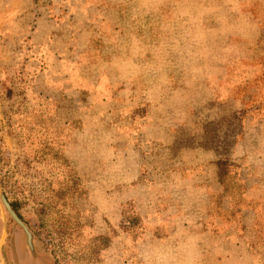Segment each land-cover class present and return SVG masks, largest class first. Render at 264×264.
I'll return each mask as SVG.
<instances>
[{
  "label": "rangeland",
  "instance_id": "374dc122",
  "mask_svg": "<svg viewBox=\"0 0 264 264\" xmlns=\"http://www.w3.org/2000/svg\"><path fill=\"white\" fill-rule=\"evenodd\" d=\"M0 264H264V0H0Z\"/></svg>",
  "mask_w": 264,
  "mask_h": 264
},
{
  "label": "trees",
  "instance_id": "16d2710c",
  "mask_svg": "<svg viewBox=\"0 0 264 264\" xmlns=\"http://www.w3.org/2000/svg\"><path fill=\"white\" fill-rule=\"evenodd\" d=\"M226 176H227V167L222 164L220 167V170L218 172V181L220 183V185H222L223 187V193L224 195L227 194L228 192V187L225 183L226 180ZM58 194V192H56ZM60 195V194H58ZM59 221L57 222L58 226L55 229L56 234L59 236L60 239H65L70 235L71 232V228L68 227V225L66 223L63 222V217H58ZM78 227H80V225H78ZM98 242L101 243V246L106 247L107 243H108V239L106 237H99L98 240H96Z\"/></svg>",
  "mask_w": 264,
  "mask_h": 264
},
{
  "label": "flooded vegetation",
  "instance_id": "af4514ba",
  "mask_svg": "<svg viewBox=\"0 0 264 264\" xmlns=\"http://www.w3.org/2000/svg\"><path fill=\"white\" fill-rule=\"evenodd\" d=\"M9 207H10V210L15 214V216L18 218V220L22 223V225H20L19 223H17L13 218H12V216L10 215V213H9V215H10V217L12 218V220L16 223V225H18L21 229H22V231L26 234V236H27V240H28V230L25 228V225H24V223L21 221V218L19 217V215L17 214V211H15L14 209H12V206H10L9 205ZM30 234V233H29ZM29 242V244H30V242H31V235H30V241H28Z\"/></svg>",
  "mask_w": 264,
  "mask_h": 264
},
{
  "label": "water",
  "instance_id": "95a60500",
  "mask_svg": "<svg viewBox=\"0 0 264 264\" xmlns=\"http://www.w3.org/2000/svg\"><path fill=\"white\" fill-rule=\"evenodd\" d=\"M1 201L3 203V205L5 206V208L7 209V211L10 213V215L12 216V218L19 223L20 225H22V223L18 220V218L15 216V214L10 210L9 204L7 203L6 199L1 197ZM28 241H30V234L28 232Z\"/></svg>",
  "mask_w": 264,
  "mask_h": 264
}]
</instances>
